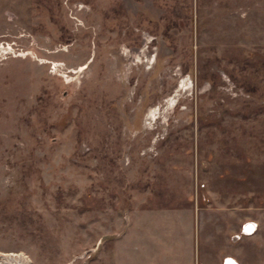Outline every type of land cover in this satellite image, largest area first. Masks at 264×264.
<instances>
[{"label": "rangeland", "instance_id": "rangeland-1", "mask_svg": "<svg viewBox=\"0 0 264 264\" xmlns=\"http://www.w3.org/2000/svg\"><path fill=\"white\" fill-rule=\"evenodd\" d=\"M218 256L264 264V0H0V264Z\"/></svg>", "mask_w": 264, "mask_h": 264}, {"label": "built area", "instance_id": "built-area-1", "mask_svg": "<svg viewBox=\"0 0 264 264\" xmlns=\"http://www.w3.org/2000/svg\"><path fill=\"white\" fill-rule=\"evenodd\" d=\"M250 225V224H249ZM246 226L245 228H243V233L245 234V233H250L251 232V230H252V227H250V226ZM228 261H230V263H231V261L234 263V264H237L236 262H234L233 261V259L232 258H226V259H224V263L223 264H227V262Z\"/></svg>", "mask_w": 264, "mask_h": 264}, {"label": "crops", "instance_id": "crops-1", "mask_svg": "<svg viewBox=\"0 0 264 264\" xmlns=\"http://www.w3.org/2000/svg\"><path fill=\"white\" fill-rule=\"evenodd\" d=\"M226 258H231V257H229V256H221V257H219L218 256V258L215 260L214 264H223L224 263V259H226ZM234 262H236L238 264V262L235 261V259H234ZM227 264H234V263L232 261H231V263H230V261H228Z\"/></svg>", "mask_w": 264, "mask_h": 264}, {"label": "bare ground", "instance_id": "bare-ground-1", "mask_svg": "<svg viewBox=\"0 0 264 264\" xmlns=\"http://www.w3.org/2000/svg\"><path fill=\"white\" fill-rule=\"evenodd\" d=\"M252 227V226H251Z\"/></svg>", "mask_w": 264, "mask_h": 264}]
</instances>
